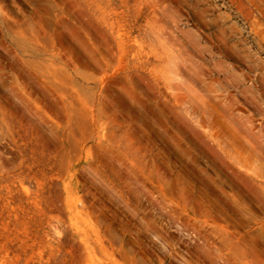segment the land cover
<instances>
[{"label": "rangeland", "instance_id": "1", "mask_svg": "<svg viewBox=\"0 0 264 264\" xmlns=\"http://www.w3.org/2000/svg\"><path fill=\"white\" fill-rule=\"evenodd\" d=\"M0 264H264V0H0Z\"/></svg>", "mask_w": 264, "mask_h": 264}]
</instances>
